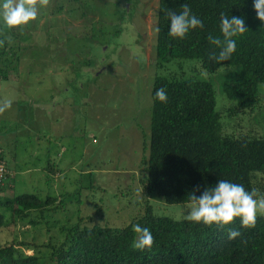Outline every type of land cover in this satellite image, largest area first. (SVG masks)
I'll use <instances>...</instances> for the list:
<instances>
[{"label": "rangeland", "instance_id": "1", "mask_svg": "<svg viewBox=\"0 0 264 264\" xmlns=\"http://www.w3.org/2000/svg\"><path fill=\"white\" fill-rule=\"evenodd\" d=\"M158 2L91 0L89 5L88 0H50L37 20L22 28L23 34L34 32V37H25L27 51L19 69L10 72L9 80L0 79V102L12 101L0 114V143L16 170L13 193L62 197L29 233L27 220L9 222L4 240L12 239L13 231L18 241L34 237L49 243L51 234L59 241L60 229L82 220L83 225L122 227L139 217L148 203L155 214L176 219L188 214L192 202L167 203L147 198L142 191L154 78L172 70L181 76L200 71L215 83L221 109L229 104L222 84L236 78L240 66L221 67L213 74L197 60L187 62L195 69H187L186 62L183 69L176 63L157 68ZM62 3L64 8L57 11ZM0 28H8L2 19ZM133 46L140 49L139 56ZM260 90L264 95V83ZM262 102L263 111L255 114L259 118H251V113L234 119L223 115L224 132L263 134ZM49 162L59 169L50 180L43 169ZM46 262L56 264L51 257Z\"/></svg>", "mask_w": 264, "mask_h": 264}, {"label": "trees", "instance_id": "2", "mask_svg": "<svg viewBox=\"0 0 264 264\" xmlns=\"http://www.w3.org/2000/svg\"><path fill=\"white\" fill-rule=\"evenodd\" d=\"M184 3L203 21L204 27L190 30L184 39L173 38L168 35L170 21L164 10L178 13ZM88 4L91 5V0ZM63 8L62 3L57 11ZM221 13L229 18H243L248 30L233 38L236 51L228 61L214 63L209 53L218 54L219 49L207 37L211 33L223 38ZM156 22L157 68L176 63L183 69L185 62L197 60L209 74L227 66H240V71L236 78L223 82L222 91L229 104L221 109L217 107L215 83L201 77L200 71L181 76L172 70L155 76L149 155L140 178L145 197L161 198L167 203H190L197 186L202 191L219 179L242 184L246 190L256 189L259 195H264V133H225L222 121L223 115L234 119L248 113L254 119L258 117L256 112L263 111L260 85L264 83V22L256 17L253 0H159ZM23 27L0 28V39L5 40L0 47V79L9 80L10 72L19 69L27 51L25 37H34V32L23 34ZM185 66L195 69L193 64ZM161 87L166 89L167 103L155 99V92ZM261 120L264 127V118ZM2 158L6 161L4 151ZM12 158L16 162V157ZM6 166L7 179L0 182V209L7 210L6 214L0 211V264H48L49 257L56 264H264V215H258L256 226L251 229L243 228L239 218L223 228L216 224L209 227L185 217L155 214L149 203L139 217L122 227L83 225L82 220L60 229L59 241L52 234L49 243L41 244L34 237L18 241L13 231L12 239L4 240L2 232L9 222L27 220L31 226L26 231L29 233L44 219L45 213L55 210L54 205L62 197L49 192L45 196L13 193L16 170L7 161ZM43 169L48 180L59 171L51 162ZM137 224L151 231L155 239L151 250L133 247L138 238L133 226ZM230 229L241 235L229 240ZM43 247H47L46 251ZM26 249L35 252L29 254Z\"/></svg>", "mask_w": 264, "mask_h": 264}, {"label": "clouds", "instance_id": "3", "mask_svg": "<svg viewBox=\"0 0 264 264\" xmlns=\"http://www.w3.org/2000/svg\"><path fill=\"white\" fill-rule=\"evenodd\" d=\"M49 3L50 0H0V19L9 28L25 26L30 21L37 20L40 9L47 7ZM181 8L182 11L178 13L171 9L164 10L170 21L168 35L178 39H184L190 30L204 27L203 21L192 13L187 3L182 4ZM253 8L256 17L264 22V0H253ZM247 30L243 18H229L221 13L220 31L223 38L214 37L211 33L208 35L209 43L219 49L218 54L209 53V59L214 63L228 61L236 51V40L233 38L243 35ZM4 43L5 40L0 39V47H3ZM131 50L134 55H140L139 48L133 46ZM155 99L167 103L166 89H157ZM11 105L12 101L9 99L0 102V114L11 108ZM198 191L200 195L197 196ZM190 199L192 204L185 218L209 227L216 224L223 228L239 218L243 228L251 229L255 228L258 215H264V196L259 195L258 190L249 191L242 184L224 179H219L214 186L205 187L202 191L197 186ZM133 230L138 234L133 247L140 251L151 250L155 242L151 231L138 224L133 226ZM240 235L239 231L230 229L228 239L232 240Z\"/></svg>", "mask_w": 264, "mask_h": 264}, {"label": "built area", "instance_id": "4", "mask_svg": "<svg viewBox=\"0 0 264 264\" xmlns=\"http://www.w3.org/2000/svg\"><path fill=\"white\" fill-rule=\"evenodd\" d=\"M3 149L0 146V182L3 183L7 178L9 170L6 166V161L2 158Z\"/></svg>", "mask_w": 264, "mask_h": 264}, {"label": "crops", "instance_id": "5", "mask_svg": "<svg viewBox=\"0 0 264 264\" xmlns=\"http://www.w3.org/2000/svg\"><path fill=\"white\" fill-rule=\"evenodd\" d=\"M2 145V143H0Z\"/></svg>", "mask_w": 264, "mask_h": 264}]
</instances>
